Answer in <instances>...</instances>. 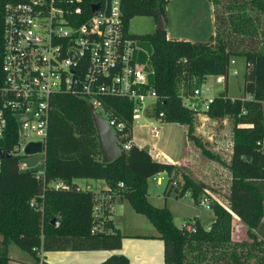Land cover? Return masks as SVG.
I'll list each match as a JSON object with an SVG mask.
<instances>
[{
  "label": "trees",
  "instance_id": "16d2710c",
  "mask_svg": "<svg viewBox=\"0 0 264 264\" xmlns=\"http://www.w3.org/2000/svg\"><path fill=\"white\" fill-rule=\"evenodd\" d=\"M25 0H0V85L4 51V7ZM171 0H122L125 26L136 17L156 22L165 17ZM212 5L213 33L205 43L172 39L166 31L136 36L147 54L142 61L150 69L149 83L159 101L155 115L163 123L187 126L189 141L201 148L207 158L214 155L202 147L193 134L194 113L181 105L180 92L192 90L193 80L228 76L234 58L245 62L243 96L230 99L225 93L215 97L205 114L212 119L230 118L231 155L227 168L230 183L227 207L208 197L214 222L204 229L194 220L196 231L177 228L170 212L148 201L147 182L166 173L167 188L178 178V168L154 161L146 149L131 142L132 105L109 99L108 108L125 124L119 145V158L103 163L96 129L87 99L78 94H61L52 100L44 155L43 176L35 171L20 172L17 159L4 158L0 175V264H9V246L29 255L35 264L39 252L116 251L123 236L112 220L111 203L118 197L138 215H143L163 243L164 264H264V0H208ZM18 137L9 127L5 149L11 151ZM104 181L108 200L100 201L90 189L76 180ZM177 182L176 198L187 193L200 205L202 189L187 175ZM61 183L60 188L54 184ZM122 184V187L119 185ZM34 200V206L31 201ZM101 206L99 216L95 208ZM234 217L247 227L250 242L232 240ZM54 220V224L51 221ZM59 225L56 227L55 223ZM190 223V222H189ZM101 264H130L123 255H113Z\"/></svg>",
  "mask_w": 264,
  "mask_h": 264
},
{
  "label": "built area",
  "instance_id": "2783aa9c",
  "mask_svg": "<svg viewBox=\"0 0 264 264\" xmlns=\"http://www.w3.org/2000/svg\"><path fill=\"white\" fill-rule=\"evenodd\" d=\"M121 5L122 0H25L5 5L0 175L5 154L9 153L17 159L20 172L35 171L37 178L43 176V172L26 169L20 158L30 143L42 144L38 154L45 155L52 100L61 94L87 99L107 120L118 140L126 136L125 124L108 108L109 99L132 105V127L142 120L162 122L163 115H155L159 99L149 83L150 69L142 61L147 53L139 39L128 34ZM222 81L224 78L218 77V82ZM180 98L184 109L205 114L215 97L204 81L193 80L192 90L180 92ZM13 126L18 140L8 151L7 133ZM150 131L158 133L155 128ZM131 145L132 141L127 142L123 149L129 150ZM172 185L177 188L176 182ZM54 186L57 189L62 184ZM97 197L100 201L109 199ZM34 204L32 200L30 205ZM200 206L210 210L209 199L203 197ZM100 208V204L95 208L96 217ZM182 228L189 233L196 231L193 222Z\"/></svg>",
  "mask_w": 264,
  "mask_h": 264
},
{
  "label": "rangeland",
  "instance_id": "374dc122",
  "mask_svg": "<svg viewBox=\"0 0 264 264\" xmlns=\"http://www.w3.org/2000/svg\"><path fill=\"white\" fill-rule=\"evenodd\" d=\"M165 24V31L169 38L205 43L213 33L212 5L208 0H171L166 9ZM155 30L156 21L150 17H136L127 25L128 34L134 37L152 35ZM244 72V59L234 58L230 63L225 82H218L216 76H209L204 82L211 88L213 97L225 93L232 100L239 99L243 96ZM193 115L194 136L201 141L205 150L215 158L217 157L216 160L209 159L202 154L201 148L195 145V142H188L187 126L178 123L142 120L139 125L132 127L131 141L135 146L149 151L153 160L164 163H167L169 159L174 161L180 159L182 152L189 150L190 159L196 163L187 164V166L177 165L179 172L176 182L180 186L183 185L182 175H187L202 189L201 196L214 198L227 207L226 197L230 172L226 166L232 152V120L228 117L212 119L206 114ZM152 128L158 130L156 135L151 133ZM20 161L26 169L44 171V154L25 156L21 154ZM86 181L94 185L92 190L95 192L101 191L99 186H105L104 181L100 180L81 179L76 180V184L84 189ZM167 181L166 173H161L148 180V201L156 208L165 207L170 212L173 224L177 228L198 220L204 229H208L214 222L212 211L194 204L190 195L176 198L177 192L171 188L172 184L167 188ZM115 208L114 226L122 235H157V231L147 218L136 214L127 202L121 204L119 200H116ZM232 229L233 241L250 242L247 227L236 217L233 219ZM9 258V264H35L32 257L21 252L14 245L9 246Z\"/></svg>",
  "mask_w": 264,
  "mask_h": 264
},
{
  "label": "crops",
  "instance_id": "0c3cea01",
  "mask_svg": "<svg viewBox=\"0 0 264 264\" xmlns=\"http://www.w3.org/2000/svg\"><path fill=\"white\" fill-rule=\"evenodd\" d=\"M187 141L189 142L188 137H187ZM182 158H183V166H187V164L193 165L196 163L194 160L193 162L192 159H190L189 150L187 149L182 152L180 159L174 161L172 159L167 158L169 159L167 163L177 167V165H179V163L181 162ZM104 185L105 186L103 187L99 186V188H101L100 192H95L93 190L99 196L100 199L105 198L102 192L107 190V186L106 184ZM93 187L94 185L91 184L90 182L88 181L85 182L84 189L92 190ZM116 200H119L118 197L114 199L110 207L112 212L113 222L116 211L115 208ZM119 202L122 204L124 201L119 200ZM123 236H125V238L123 239L121 249L116 251L102 250V251H83V252H73V251L39 252L37 255L41 261L48 264H101L103 261H105L106 259H108L113 255L125 256L130 264H164L163 243L160 239L157 238V235L125 234Z\"/></svg>",
  "mask_w": 264,
  "mask_h": 264
},
{
  "label": "water",
  "instance_id": "95a60500",
  "mask_svg": "<svg viewBox=\"0 0 264 264\" xmlns=\"http://www.w3.org/2000/svg\"><path fill=\"white\" fill-rule=\"evenodd\" d=\"M97 6L93 7V10H96ZM166 30L165 17L160 14L156 22V31L162 32ZM88 110L91 114L97 137H98V146L101 152V159L103 163H110L120 157L122 150L119 145L118 136L113 132L112 128L108 124L107 120L99 116L94 107L91 104H88ZM42 144L40 143H30L25 148V155H35L41 153ZM6 158L10 157L9 153L5 154ZM180 166H183V158L179 163ZM51 224H54V220L51 221Z\"/></svg>",
  "mask_w": 264,
  "mask_h": 264
}]
</instances>
